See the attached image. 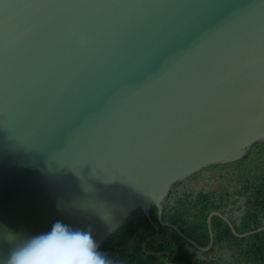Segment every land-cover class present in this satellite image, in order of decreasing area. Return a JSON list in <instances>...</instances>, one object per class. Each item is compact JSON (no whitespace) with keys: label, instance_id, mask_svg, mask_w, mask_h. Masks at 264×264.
I'll list each match as a JSON object with an SVG mask.
<instances>
[{"label":"water","instance_id":"water-1","mask_svg":"<svg viewBox=\"0 0 264 264\" xmlns=\"http://www.w3.org/2000/svg\"><path fill=\"white\" fill-rule=\"evenodd\" d=\"M264 143V0H0V227L100 247ZM264 231V227L259 229ZM244 236V235H243Z\"/></svg>","mask_w":264,"mask_h":264},{"label":"trees","instance_id":"trees-1","mask_svg":"<svg viewBox=\"0 0 264 264\" xmlns=\"http://www.w3.org/2000/svg\"><path fill=\"white\" fill-rule=\"evenodd\" d=\"M163 225L154 205L134 212L100 247L110 264H264V143H255L242 158L201 169L172 187L162 202ZM244 235V236H243Z\"/></svg>","mask_w":264,"mask_h":264},{"label":"clouds","instance_id":"clouds-1","mask_svg":"<svg viewBox=\"0 0 264 264\" xmlns=\"http://www.w3.org/2000/svg\"><path fill=\"white\" fill-rule=\"evenodd\" d=\"M0 264H110L90 230L60 220L46 232L22 236L0 227Z\"/></svg>","mask_w":264,"mask_h":264}]
</instances>
